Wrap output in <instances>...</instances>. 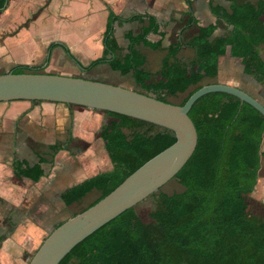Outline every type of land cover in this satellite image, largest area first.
Instances as JSON below:
<instances>
[{
    "label": "trees",
    "instance_id": "16d2710c",
    "mask_svg": "<svg viewBox=\"0 0 264 264\" xmlns=\"http://www.w3.org/2000/svg\"><path fill=\"white\" fill-rule=\"evenodd\" d=\"M5 3L6 0H0V10ZM106 9L101 57L82 66L63 43H51L48 51L60 47L84 71L107 63L121 76L131 75L134 84L144 91L140 93H152L150 97L162 102H167V96L187 92L178 105L202 87L204 78L216 77L217 58L225 54L227 46L231 56L240 58L247 71L254 70L257 80H264V62L258 50L264 47V27L259 21L264 4L232 5L229 13L211 4L213 16L232 27L230 36L211 42L214 28L199 27L189 41H177L166 48L155 73L144 71V58L136 48L142 45L151 50L161 49V41L147 40L149 34L158 31L156 19L140 14L124 18L115 15L108 5ZM133 21L142 26L136 35L125 34L128 44L122 55L113 38V24ZM182 47L193 50L191 61L178 59ZM42 66H15L11 71L37 74L42 73ZM153 76L158 77L157 81L151 82ZM102 113L108 121L101 128L100 138L112 170L64 191L60 199L66 207L95 190L99 196L86 208L92 206L175 142L174 133L165 128ZM188 116L196 129L197 145L173 178L183 191L171 195L158 193L155 209L149 214L151 225L143 223L131 208L79 243L59 264H70L72 260L74 264H264V219H249L243 213L245 196L253 192L257 183L264 118L249 105L223 93L201 97ZM61 150L64 149L60 144L49 147L52 157ZM45 162L40 157L34 165L14 161L13 174L36 183L44 176L40 165ZM3 240L0 237V242Z\"/></svg>",
    "mask_w": 264,
    "mask_h": 264
},
{
    "label": "crops",
    "instance_id": "0c3cea01",
    "mask_svg": "<svg viewBox=\"0 0 264 264\" xmlns=\"http://www.w3.org/2000/svg\"><path fill=\"white\" fill-rule=\"evenodd\" d=\"M56 1L47 0L46 5L43 6L45 8L36 13L49 12L52 3H58L57 9L60 11L63 4L69 5L71 0ZM99 1L103 4L106 14L94 40L95 45L92 44L93 39L89 37V34L78 33L76 49L79 51L81 47H88V54L84 56L90 59L89 62L101 57L103 53L102 35L108 19L106 5L115 15L124 18L138 14L149 15L156 19L158 31L149 34L147 40L151 43L161 41V49L151 50L142 45L136 48L144 58V71L149 73L159 70L161 60L169 45L177 41H189L196 36L199 27L212 26L214 28L211 42L230 36L232 27L213 16L210 10L211 4L226 13L230 12L232 5L246 4L255 7L258 4H264V0ZM25 5L26 0H6L5 8L0 10V71L3 70L0 74L10 72L15 66L43 65V74L100 81L141 92L133 82L131 84L129 81L121 79L123 76L112 71L107 63L84 71L60 47L53 48L49 52L48 47L51 43H63L82 66L87 65L83 64L74 51L62 40L54 38L41 40L30 35L29 30L34 18H28V13H24ZM259 21L264 27V13L260 15ZM141 26L142 24L137 21L113 24V38L121 49L122 55L126 53L128 44L124 38L125 34L136 35ZM258 50L261 60L264 62V47L260 46ZM193 57V50L186 47H182L178 53V59L182 62L191 61ZM47 58L48 62H45ZM149 65H153V70L148 68ZM253 72L254 70H246L240 58L232 57L230 48L227 46L225 54L217 58L216 77L213 79L204 78L201 86L212 84L232 86L247 93L264 107V80L259 82L257 75H254ZM107 121L108 117L100 111L74 105L36 101L0 102V196L12 197L13 200L9 199V203L14 207L19 205L27 207L31 203L29 211H25L24 214H32L31 212L35 213L36 207L39 206V198L52 197L53 194H57L60 198V195L68 188L97 174L109 172L108 169H102L108 167L110 160L104 149V142L100 138L101 128ZM55 144H60L64 150L52 157L49 147ZM16 154H20L22 158H14ZM260 154V168L253 195L255 194V198L264 204V134L260 145ZM39 157L45 158L46 162L40 165L44 176L38 182L34 183L27 178H17L13 174L12 164L14 161H25L29 165H34L38 162ZM4 173L5 175H3ZM258 185L260 189L256 192ZM36 202L37 204H35ZM36 218L37 220L34 217L28 220V233L25 236L29 239H31L30 235L33 236L34 244L39 237L36 230L39 225L41 229L44 227V224L38 221V217ZM22 239L23 235L21 236L19 231L15 232L11 238L4 237V240L1 241L2 252L0 254H3L5 260L0 257V264H3L4 261L7 264H10V261L13 264L22 261L16 255L22 251ZM8 242L10 244H7ZM33 243L31 247L34 246Z\"/></svg>",
    "mask_w": 264,
    "mask_h": 264
},
{
    "label": "water",
    "instance_id": "95a60500",
    "mask_svg": "<svg viewBox=\"0 0 264 264\" xmlns=\"http://www.w3.org/2000/svg\"><path fill=\"white\" fill-rule=\"evenodd\" d=\"M211 93L230 95L264 118V107L247 93L228 85L200 87L183 105L100 81L53 74H0V102H51L113 113L170 130L175 142L146 161L109 194L53 229L28 264H59L71 250L98 229L157 192L183 168L197 145L188 116L192 106Z\"/></svg>",
    "mask_w": 264,
    "mask_h": 264
},
{
    "label": "rangeland",
    "instance_id": "374dc122",
    "mask_svg": "<svg viewBox=\"0 0 264 264\" xmlns=\"http://www.w3.org/2000/svg\"><path fill=\"white\" fill-rule=\"evenodd\" d=\"M46 3L47 0H26V5L23 7L24 13H28V18H34L29 30L30 35H33L34 38L36 37L41 40H48L53 38L56 40H62L71 48L72 51H74L77 58H79V60L83 64H88L90 59L84 56L85 54H88V47H81L79 51L75 47L76 42H78L77 34H89V37L93 39L92 44L95 45L94 40L99 33L104 20V16L106 14L103 4L99 0H71L69 2V5L63 4V7L60 11L57 9L58 3H52L49 12L41 11L42 13L37 14V11L43 10V8H45L43 6H45ZM7 22L10 23V21ZM152 66L153 65H149L148 68L150 70H153ZM2 71L3 70H1L0 72ZM121 79L129 81L131 84L133 82L131 75L123 76ZM157 79V76H153L150 80L151 82H155L157 81ZM135 87L141 92H144L138 86L135 85ZM192 89L193 87H191L189 91H191ZM147 94H149V96H153L152 93ZM186 95L187 92L174 97L167 96L165 97V99L168 103L180 104V102L185 98ZM14 158L21 159L22 157L20 154H16ZM102 169H108L111 171V162L109 161L107 168ZM3 175H5V173ZM259 189L260 186L258 185L256 187V192ZM182 191L183 187L178 183L176 179H172L157 192H155V195L146 198L144 201L135 206L134 210L143 223L151 225L152 220L150 219L149 214L155 209L158 193L171 195L174 193H180ZM254 195L253 192H251L250 194L245 196V206L243 209V213L245 217L249 219H264V204L258 201ZM98 196L99 192L94 190L91 193L87 194L80 202L66 207L62 204L57 194H53L52 197L44 199L39 198L40 203L38 202L39 206L36 207L35 213H33L32 211V214H24L25 211H29L32 205L31 203L27 207L21 205H19L18 207H14L13 204L9 203V201H12L13 198L8 197L7 195H2L0 196V237L11 238L15 232L19 231L21 236L23 235V239L21 242L22 251L16 255L19 256L22 261H18L17 264H28L36 249L40 246L42 241L55 228L56 225L66 221L67 218L69 219L75 214L80 213L92 202H94L98 198ZM16 200H18L17 197ZM35 204H37V202ZM29 217L31 219L34 217L36 220V217H38V221L44 224V227H42L43 229H41L39 225L38 230H36V233H39V237L37 238L38 240L36 239L35 244L32 241V239H34L33 236L29 234L31 239L25 237L28 233L27 223L29 222ZM150 233L151 235H154V231L151 228ZM32 243L34 244L33 247H31ZM7 244L10 243L8 242ZM1 249L2 243L0 242V253L2 252ZM0 257L2 260L4 259L3 254H0ZM74 263V260L70 262V264ZM3 264L7 263L4 261ZM10 264L13 263H11L10 261Z\"/></svg>",
    "mask_w": 264,
    "mask_h": 264
}]
</instances>
